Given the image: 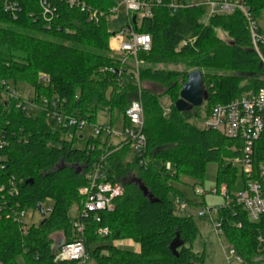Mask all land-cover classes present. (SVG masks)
<instances>
[{
    "label": "trees",
    "instance_id": "obj_1",
    "mask_svg": "<svg viewBox=\"0 0 264 264\" xmlns=\"http://www.w3.org/2000/svg\"><path fill=\"white\" fill-rule=\"evenodd\" d=\"M41 1L51 14H44ZM178 1L184 7L172 12L167 5L157 6L136 28L151 37V51L137 58L141 80L165 88L157 94L141 89L134 71L112 56L108 18L117 7L115 0H75L73 6L69 0H0V264H17L19 256L26 264H54L59 247L76 240L70 212L80 207L86 174L102 156L108 179L122 183L124 194L112 212L100 213V222L91 216L84 220L86 264H206L205 253L193 249L199 235L193 218L179 216L170 200L174 195L186 202L171 182L183 176L203 182L206 166L216 163V189L225 185L230 191L235 185L238 173L229 161L240 155L241 144L197 124L214 106L264 88V64L241 11L212 16L205 23L207 8L196 5L198 0ZM239 1L255 21L264 12V0ZM88 9L102 16L91 20ZM260 52L264 57V47ZM157 64H181L190 72L155 68ZM196 70L203 73L208 100L179 112L175 104L188 74ZM10 83L32 88L36 114L18 107L22 99L10 96ZM163 97L171 100L168 116L160 103ZM136 100L144 108L146 147L141 157L132 155L129 145L114 147L108 138L100 142L94 135L86 148L78 149L77 137L67 140L68 130L56 129L49 117L52 104L62 115L79 116L88 124L107 112L110 126L117 115L125 130L132 127L125 112ZM255 148L256 163L264 161V136ZM167 162L176 175L165 170ZM46 203L52 212L37 226L22 229L17 222L21 212H40ZM217 218L243 264H261L255 259H264V220L251 222L234 202L218 208ZM101 229L108 234L100 235ZM177 237L182 245L175 255L170 245ZM124 240L137 243L140 251L114 245Z\"/></svg>",
    "mask_w": 264,
    "mask_h": 264
},
{
    "label": "built area",
    "instance_id": "obj_2",
    "mask_svg": "<svg viewBox=\"0 0 264 264\" xmlns=\"http://www.w3.org/2000/svg\"><path fill=\"white\" fill-rule=\"evenodd\" d=\"M117 1L126 9L127 23L121 30L112 34L110 47L112 51L124 58L121 60L123 65L126 64L127 59L134 58L138 67L142 62L138 60L137 55L139 53H149L152 48V41L148 34H141L136 31V28L140 27L144 19L153 16V10L157 6L167 5L172 12H176L184 7V5L178 0ZM69 3L73 6L76 2L75 0H69ZM200 3L204 4L207 8V19L216 15H230L236 10L241 11L248 22L254 50L264 64V57L260 52L261 47H264V32L257 27L250 10L243 3L239 0H203ZM41 4L44 14H51L52 11L47 6V3L41 1ZM196 5L200 4L196 3ZM81 6L82 10H86L84 4ZM6 9L10 10L13 7L6 5ZM87 11L91 20H97L102 16L97 11L90 9ZM116 11L117 9L112 12L113 15ZM134 17L136 18L135 22ZM8 90L12 98H21L11 87ZM160 103L164 114L170 115L171 100L168 97H163ZM44 105L48 106L47 101H44ZM18 107L27 110L29 114H32L30 107L38 109L37 105L31 102L25 103L22 100L19 102ZM125 116L132 124V127L125 130L122 128L118 136L128 141L132 155L141 157L146 147V137L143 134L144 108L142 102L140 100L134 101L125 112ZM49 117L56 129L68 130V133L74 129L76 137V131L88 124L79 116L62 115L57 111L56 104H52ZM199 128L203 131L218 132L224 137L241 144V147L238 148L240 155L229 162L238 174L241 171L243 189L237 194H232L224 185L219 190L214 189L210 193L214 195L220 194L224 198L225 201L221 208L234 202L246 212L251 222L256 223L264 220V161L259 163L255 161L256 144L264 136V88L246 93L227 104L214 106L200 123ZM111 129V126L96 127L94 136H99L102 139V134L106 133V138H109L113 135ZM68 133L66 136L67 140H69ZM3 145L4 143L1 142L0 148ZM105 158V156H102L98 161L94 162L86 174V185L79 191L82 196L81 205L79 208L77 207L76 217L72 218V227L76 240L59 247L55 255L54 264H61L63 262L86 264L89 255L85 248L86 223L84 220L91 216L94 221L100 222V213L112 212L115 208V200L124 194L122 183H114L108 179ZM164 168L170 176L176 175V170L171 163L167 162ZM185 206L186 203L179 197H176L175 209L179 210ZM211 211L216 215L215 218H211L214 230L218 235H224L222 221L217 218V210ZM43 212L44 215L45 213L49 215L52 212L51 205ZM25 215L26 211H23L17 218V222L24 230L27 228ZM98 233L100 235H107L108 230L101 229ZM233 258L238 264H243V261L237 256L234 247L229 245L227 253L228 262L230 263ZM255 261L264 264V259L261 257L255 259Z\"/></svg>",
    "mask_w": 264,
    "mask_h": 264
},
{
    "label": "rangeland",
    "instance_id": "obj_3",
    "mask_svg": "<svg viewBox=\"0 0 264 264\" xmlns=\"http://www.w3.org/2000/svg\"><path fill=\"white\" fill-rule=\"evenodd\" d=\"M203 0H198L196 3L202 5L200 2ZM117 7L116 13L111 15L108 18L109 21V31L111 34L118 32L121 28L127 23V12L124 6L120 5L117 0H115ZM204 5V4H203ZM205 6V5H204ZM204 22L207 23V15L204 18ZM257 27L260 28L261 31L264 32V12L261 13L259 19L256 20ZM218 36L224 40L228 41V37L221 31H218ZM187 42L181 43L179 49L182 46L186 45ZM112 56L123 60L120 55L112 51ZM127 67H129V72L134 71L136 75V83L139 85L141 89H147L154 93L161 94L165 91V88L160 84H154L148 81L141 80V65L136 66V62L134 58H129L126 60ZM155 68L166 69V70H179L181 72L189 71L186 70L184 65L178 64H157L154 65ZM190 72V71H189ZM246 78V77H243ZM10 87L12 90L16 91L19 97H21L22 101L31 102L33 97V90L27 84L18 83L17 85H12L10 83ZM204 103V102H203ZM30 112L36 114L37 110L33 107H30ZM113 124L111 126V130L113 135L109 137V141L111 145L118 147H126L128 145V141L121 138L120 133L122 131V118L117 117L115 115L112 119ZM194 122V119L192 120ZM196 122V121H195ZM201 121L198 122V126ZM111 124V116L107 112H100L96 119L95 124H86L83 128H80L76 131L77 141L75 142V147L78 149H84L87 147L88 141L91 136L95 134L96 127H109ZM75 134V130L72 129L68 133L69 140L73 139ZM106 138V133L102 134V139L100 142L104 141ZM108 141L105 139V142ZM110 145V144H109ZM131 159V156H127L125 161ZM239 169V168H238ZM217 170L218 166L216 163H210L206 166L203 182L199 181L195 178L189 176L181 177L179 182H171L172 185L182 194L184 200L186 201V206L183 207L179 211V216H191L199 230V235L193 242V249L195 252L205 253L206 264H238L236 260L233 258L229 263L227 260V253L229 242L226 239L225 235H218L213 228V224L211 218H215V214L211 210H217L224 204V198L218 194L214 195L210 192L217 188ZM243 180L241 171L238 174L235 185L231 188L230 192L232 194H237L243 189ZM205 193H201V192ZM170 200L175 204L176 196L170 195ZM51 204L46 203L43 206V211ZM211 212H210V211ZM77 215V206H73L70 216L72 218ZM48 216L47 213L42 215L38 210L28 209L26 210L25 215V223L27 227L38 225L42 222L44 218ZM57 242L60 241L61 235L56 233L54 235ZM17 264H26L23 256H19L16 260Z\"/></svg>",
    "mask_w": 264,
    "mask_h": 264
},
{
    "label": "water",
    "instance_id": "obj_4",
    "mask_svg": "<svg viewBox=\"0 0 264 264\" xmlns=\"http://www.w3.org/2000/svg\"><path fill=\"white\" fill-rule=\"evenodd\" d=\"M135 20L136 18L134 17V22ZM207 100L208 91L204 86L203 73L196 70L188 74L187 82L181 90L180 99L176 102L175 107L179 112H190L194 108L201 107L203 102ZM137 183L140 184L139 181H137ZM141 189L143 190L144 195L149 198L152 203L157 202V199H155L145 188L141 186ZM40 213L44 215L42 209L40 210ZM180 245H182V242H180L179 237H177L170 245V249L175 255H177V249Z\"/></svg>",
    "mask_w": 264,
    "mask_h": 264
},
{
    "label": "crops",
    "instance_id": "obj_5",
    "mask_svg": "<svg viewBox=\"0 0 264 264\" xmlns=\"http://www.w3.org/2000/svg\"><path fill=\"white\" fill-rule=\"evenodd\" d=\"M180 210L181 209L176 210L177 214L179 213ZM114 245L117 247H121V248L131 249L136 252L140 251L139 245L131 240H124V241H119V242L117 241L114 243Z\"/></svg>",
    "mask_w": 264,
    "mask_h": 264
}]
</instances>
